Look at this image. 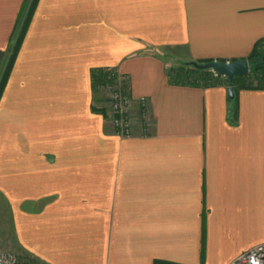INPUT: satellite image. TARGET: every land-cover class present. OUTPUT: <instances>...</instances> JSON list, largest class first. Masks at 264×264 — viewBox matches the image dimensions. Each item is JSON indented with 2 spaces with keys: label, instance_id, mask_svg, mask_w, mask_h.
<instances>
[{
  "label": "crops",
  "instance_id": "0c3cea01",
  "mask_svg": "<svg viewBox=\"0 0 264 264\" xmlns=\"http://www.w3.org/2000/svg\"><path fill=\"white\" fill-rule=\"evenodd\" d=\"M31 2L0 0V80ZM258 42L264 0H37L0 99L19 245L46 264H230L264 242V89L168 76ZM93 68L127 78L132 135L96 105Z\"/></svg>",
  "mask_w": 264,
  "mask_h": 264
},
{
  "label": "trees",
  "instance_id": "16d2710c",
  "mask_svg": "<svg viewBox=\"0 0 264 264\" xmlns=\"http://www.w3.org/2000/svg\"><path fill=\"white\" fill-rule=\"evenodd\" d=\"M36 2L37 0H32L31 2L29 12L22 25L19 37L17 38L14 44V48L12 50L11 56L9 58V61L3 73V76L0 80V99L2 97L3 91L9 79V76L11 74L15 58L17 56V53L20 48L23 37L26 33V30L29 25L30 18H31ZM259 48H260V42H258L255 45L254 50L250 54L249 57L241 58V59H248L251 62V60L257 56ZM261 54H259V56ZM263 55H262V61L260 65L256 67V69L251 70V72L245 75L236 76L233 81H230L229 79H227L225 83L221 80V77H222L221 75H216L213 71L208 70V69L197 68L194 65V62L206 63V62L213 61V59L190 61V62L182 63V65H180L177 68H171L168 73V76L171 82L176 83V84H181V85L212 87V86H217L221 84H226L228 88L230 86H233L235 92L239 89H244V88L264 89V58H263ZM219 61H225V60H219ZM115 70L117 69L116 68H93L92 69V72H91L92 88H93L95 96H97L100 93L101 91L100 87L111 80L110 76L111 74L113 75L112 72H114ZM94 110L103 112V110L96 108V107H94ZM22 259L23 261L21 264H37L36 258H32L26 255ZM154 264H175V263L156 260Z\"/></svg>",
  "mask_w": 264,
  "mask_h": 264
},
{
  "label": "built area",
  "instance_id": "2783aa9c",
  "mask_svg": "<svg viewBox=\"0 0 264 264\" xmlns=\"http://www.w3.org/2000/svg\"><path fill=\"white\" fill-rule=\"evenodd\" d=\"M112 73L111 80L100 87L102 92H108L112 100L108 120L118 134L130 136L133 133L131 120L133 100L130 86L127 78L119 71L115 70ZM139 102L141 115L145 118L149 109L148 99L142 96ZM0 264H19V260L15 253L0 250ZM230 264H264V242L240 253Z\"/></svg>",
  "mask_w": 264,
  "mask_h": 264
},
{
  "label": "rangeland",
  "instance_id": "374dc122",
  "mask_svg": "<svg viewBox=\"0 0 264 264\" xmlns=\"http://www.w3.org/2000/svg\"><path fill=\"white\" fill-rule=\"evenodd\" d=\"M262 53V54H261ZM264 53V43L260 45V48L258 49L257 56L251 60L250 62V71L256 69L262 61V55ZM259 54H261L259 56ZM182 65V64H181ZM248 72V73H249ZM222 80V78H221ZM227 80H223L225 83ZM100 97L102 104L96 103L97 106H102L105 107L107 106L106 109L109 110V112H103L107 115L106 117H110L111 111H110V106H111V98L108 92L100 91V93L97 95ZM105 109V108H104ZM0 250L7 251V252H12L15 253L18 257L19 264L22 263L23 257L24 256H29L32 258L37 259V264H46L44 261L40 260L39 258L33 256L31 253L28 251L24 250L19 243L16 241L14 232H13V225H12V216H11V205L10 201L5 197V195L1 194L0 192Z\"/></svg>",
  "mask_w": 264,
  "mask_h": 264
},
{
  "label": "water",
  "instance_id": "95a60500",
  "mask_svg": "<svg viewBox=\"0 0 264 264\" xmlns=\"http://www.w3.org/2000/svg\"><path fill=\"white\" fill-rule=\"evenodd\" d=\"M194 65L200 69L211 70L216 75L225 76L230 81H233L236 76L245 75L250 71V61L248 59H236L229 61L213 60L206 63L194 62ZM228 91L230 97L234 98V87L230 86Z\"/></svg>",
  "mask_w": 264,
  "mask_h": 264
}]
</instances>
